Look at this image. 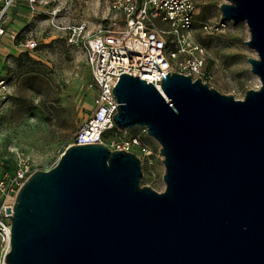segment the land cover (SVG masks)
Returning <instances> with one entry per match:
<instances>
[{"label": "water", "instance_id": "95a60500", "mask_svg": "<svg viewBox=\"0 0 264 264\" xmlns=\"http://www.w3.org/2000/svg\"><path fill=\"white\" fill-rule=\"evenodd\" d=\"M219 8L247 24L260 87L236 100L158 66L161 89L122 74L115 127H146L160 144L165 191L142 187L132 152L69 146L6 208L7 264H264V0Z\"/></svg>", "mask_w": 264, "mask_h": 264}, {"label": "rangeland", "instance_id": "374dc122", "mask_svg": "<svg viewBox=\"0 0 264 264\" xmlns=\"http://www.w3.org/2000/svg\"><path fill=\"white\" fill-rule=\"evenodd\" d=\"M225 1L198 0L194 39L207 52V77L202 82L243 100L249 90L261 85L248 61L257 53L246 44L247 24L230 22L217 33L203 29L221 18L219 6ZM4 7L0 0V20L6 28L0 38V160L11 172L21 165L32 172L48 171L94 103L93 92L87 89L91 82L87 49L85 44L70 43V28L85 25L80 39L87 43L100 30H109L116 14L111 0H38L35 11L27 0H15ZM32 41L38 43L35 50L28 47ZM125 132L126 137L140 135L146 148L131 151L142 162V187L165 191L160 144L140 127Z\"/></svg>", "mask_w": 264, "mask_h": 264}, {"label": "built area", "instance_id": "2783aa9c", "mask_svg": "<svg viewBox=\"0 0 264 264\" xmlns=\"http://www.w3.org/2000/svg\"><path fill=\"white\" fill-rule=\"evenodd\" d=\"M1 1L7 7L15 0ZM27 1L35 11L38 0ZM111 8L116 17L111 20L110 29L100 30L87 43L80 39L86 31L85 25L70 28V43L78 47L85 44L87 49L91 70L87 89L93 92L94 103L68 147L104 144L111 150L145 151L140 135L126 137L127 132L115 127L113 116L119 103L112 90L122 74L139 77L158 89L163 74L170 72L191 76L193 80L207 77L206 49L194 39L198 0H111ZM229 23L219 18L204 24L203 29L222 32ZM5 35L6 28L0 20V38ZM28 47L35 50L38 43L32 41ZM140 128L148 135L146 127ZM31 174L25 165L13 172L5 170L0 160V264H7L6 256L11 248V225L6 217L11 214H7L6 208L13 210L16 196Z\"/></svg>", "mask_w": 264, "mask_h": 264}]
</instances>
